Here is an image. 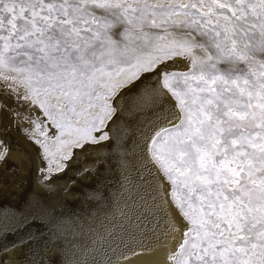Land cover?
I'll return each instance as SVG.
<instances>
[{"label": "snow or ice", "instance_id": "snow-or-ice-1", "mask_svg": "<svg viewBox=\"0 0 264 264\" xmlns=\"http://www.w3.org/2000/svg\"><path fill=\"white\" fill-rule=\"evenodd\" d=\"M126 136L163 264H264V0H0V166L19 149L12 171L46 160L50 184L64 148ZM14 220L0 264L34 239Z\"/></svg>", "mask_w": 264, "mask_h": 264}, {"label": "bare ground", "instance_id": "bare-ground-1", "mask_svg": "<svg viewBox=\"0 0 264 264\" xmlns=\"http://www.w3.org/2000/svg\"><path fill=\"white\" fill-rule=\"evenodd\" d=\"M102 143L104 147L93 145L85 150L64 148L62 151L72 158L50 184L45 179L49 176L46 160L38 159L18 173L12 171L19 149H14L12 159L0 166V182L6 184L1 187L0 183V226L12 227L14 217L25 212L33 215L42 212L35 224L42 217L48 220V213L36 207L37 199L48 209L55 210V218L67 213L62 231L54 230V235L51 227L39 226L36 230L34 224L32 232L36 230L46 238L36 239L39 235H35L36 231L31 232L32 244L10 250L6 254L8 264H60L61 261L66 264H109V259L111 264H163L165 249L162 244L166 238L162 233L167 226L161 221L156 233L148 231L141 235L137 231V216L146 210L143 198L147 196L144 183L147 172L141 162L140 150L127 136L119 143L113 141L110 147L107 141ZM57 149L55 143L51 144V150L59 158L61 152ZM37 167L45 171H38ZM28 179L30 183L26 184L24 181ZM42 184L45 187L39 186ZM7 191L11 195H7ZM28 192L31 196L24 202L22 197ZM54 193L60 195L59 199ZM49 196L52 197L50 200ZM129 233L135 234L137 240L129 243L128 249L123 245L117 248V238L123 236L128 240ZM25 236L27 231L9 235L7 240H0V246L7 243L11 249L13 240ZM131 250L137 255L133 256ZM123 255L129 259L125 261Z\"/></svg>", "mask_w": 264, "mask_h": 264}, {"label": "rangeland", "instance_id": "rangeland-1", "mask_svg": "<svg viewBox=\"0 0 264 264\" xmlns=\"http://www.w3.org/2000/svg\"><path fill=\"white\" fill-rule=\"evenodd\" d=\"M51 131H53V130H50V132ZM58 173V172H57ZM24 182H26V184L27 183H30V180L28 179V180H25ZM0 183H2V186H1V184H0V186L1 187H4L6 184H3L4 182H0ZM20 183H22V181L20 180ZM59 185H61L60 183H59ZM18 186V185H17ZM39 186H42V187H45V185L44 184H42V185H39ZM54 190H55V188H54ZM9 192V193H8ZM6 194L7 195H11V193H10V191H7L6 192ZM56 195V197L59 199V197H60V195L58 194V193H54V196ZM27 196L28 197H30L31 196V193L30 192H28V193H26V195L24 196V197H22V199H23V201L25 202L26 200H27ZM52 197L51 196H49L48 197V199L50 200ZM2 200H5V198H3ZM47 200V199H46ZM33 201V200H32ZM42 201V200H41ZM45 201V200H44ZM78 202V201H77ZM1 204H2V201H0V206H1ZM24 214H29V213H24ZM40 214H42V212H39L38 214H36V213H34V216H35V220H36V218H37V216L38 215H40ZM66 216H67V213H66V215L65 216H61V214H58V216L52 221V223H48V220H46V218L45 217H42V216H40V218H41V220L39 221V222H37L36 224H35V226L38 228L39 226H43V227H51L50 228V230H52L53 232H54V230H60V231H62L61 230V228L62 227H64V221H65V219H66ZM62 217V218H61ZM30 219H31V217H30ZM9 220H10V218H9ZM44 222V223H43ZM68 223V222H67ZM10 224V223H9ZM13 225H14V223H11V226L13 227ZM67 225V224H66ZM12 227H8L10 230L12 229ZM40 228H38V229H36V230H39ZM31 232H32V228H30L29 229ZM36 230H34L32 233H34ZM40 234V232H38V231H36V233H35V235L37 236V235H39ZM43 235H45V234H41V235H39V237H37L36 239H39V238H42V239H44V238H46V237H44ZM16 237V236H15ZM41 239V240H42ZM30 244H32V242H30ZM26 246H30V245H26ZM0 256H5V254H3V253H0ZM9 256H6V258H8ZM66 264V262H64V261H61L60 262V264Z\"/></svg>", "mask_w": 264, "mask_h": 264}]
</instances>
